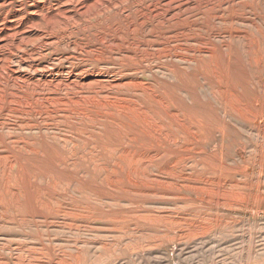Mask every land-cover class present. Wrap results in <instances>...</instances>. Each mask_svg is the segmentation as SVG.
<instances>
[{
  "label": "rangeland",
  "instance_id": "1",
  "mask_svg": "<svg viewBox=\"0 0 264 264\" xmlns=\"http://www.w3.org/2000/svg\"><path fill=\"white\" fill-rule=\"evenodd\" d=\"M67 1L0 0V29L16 34L0 36V90L15 91L9 76L37 88L71 85L68 95L52 94L140 106L164 135L124 113L114 112V122L74 121L7 114L3 105L0 159L14 160L11 183L18 160L29 175L40 168L46 175L31 180L21 205L0 190V264H25L23 255L46 264H264V0H123L48 28L47 14L83 4ZM215 92L233 94L242 112ZM124 132L138 145H127ZM157 143L158 155L142 159ZM93 144L124 146L132 157ZM98 164L116 171L119 189L105 185ZM134 167L156 182L131 177ZM205 186L221 187L227 202Z\"/></svg>",
  "mask_w": 264,
  "mask_h": 264
},
{
  "label": "bare ground",
  "instance_id": "2",
  "mask_svg": "<svg viewBox=\"0 0 264 264\" xmlns=\"http://www.w3.org/2000/svg\"><path fill=\"white\" fill-rule=\"evenodd\" d=\"M76 2H78V0H68L67 4H72V3H76ZM122 2H123V0H90V1L89 0L88 1L83 0V4H81V5L77 4L78 6H80V8L78 6H74V7H72V8H74L73 10H70V9L57 10V13L47 14L42 22H44L48 28H54V27L62 25V24H68L72 20L76 19V16L88 17L91 14L106 11V10L110 9V7H113V6H115L119 3H122ZM74 13H75V15H74ZM28 19H30V18H28ZM0 31H1V29H0ZM0 36H3V39L6 42L10 38H13L14 36L16 37V34L13 32H10V30H5V31L0 32ZM0 39H1V37H0ZM20 40H21V38H20ZM79 46H81V44H79ZM95 47H97L96 44H95ZM202 52H204V51L202 50ZM1 62H3V61H1ZM214 74H215V77L217 79L221 80V76L219 75V73H214ZM222 79H223V77H222ZM47 80H49V79L47 78ZM6 81L7 82L10 81V83H12L11 87H13V89H15V91H12L8 94L7 93L3 94V92L0 90V109L3 108V105L6 106L7 109L5 112L7 114L21 115V116H27L31 113H34L36 116L56 115V116H59L63 119H73L74 121H82V120H89V119L94 120V119H97L99 117L100 118L103 117V118H106L107 120H111L112 122H114L115 121L114 112H118V113L129 114L131 116V118H130L131 121L142 122L144 124V126L149 129V133L151 135H153V136L164 135L161 128L158 125H156L155 122L151 121L150 117L148 116V113L146 111H144L145 109H142L140 106L129 105L126 103H121L119 101H114V100H111L110 98H108L106 96L101 101H98L97 97H94V98L89 99V100L78 99V98H77V100H73L71 98H67V100H66V98L65 99L59 98V97H56L52 93H60V92L66 91V95H68L69 92H71L72 90H75L77 88V87H73L71 85H65V84L60 83V82H59L60 84H40V86L37 88V87L32 86V84H30L28 82V80L24 81V80H20L18 78L16 79L12 76H9L8 78H6ZM4 85H6V84H4ZM134 87L137 90V92H141L143 94H149V96L151 97L152 100L156 101L163 109H166L167 102L163 101L161 98H158L155 94L150 93V91L147 88L137 87V86H134ZM38 92H40V94H38ZM43 93H46L45 96H43ZM213 94H214L213 96L215 98L221 97L225 103L227 102V104H226L228 106L227 108L230 109L231 111L236 112L238 114L242 112L241 109L236 104L231 102L230 99L234 96L233 94L227 93V92H225L224 94L221 92H215ZM40 103L43 104L42 105L43 108L37 110V108H35L34 106L38 105ZM86 103H94L95 105L99 106L101 108V110H87V109L82 108V105L86 104ZM72 104L75 106L74 108H72L73 107ZM252 116L253 117L257 116V114L252 113ZM171 117L177 123L181 124L180 121H178L177 116L173 115ZM185 131L188 132L191 136L197 138L196 133L193 132L192 129H185ZM259 131L261 133H263L264 132V126L260 127ZM144 133H146V132H144ZM124 135L128 139L127 145H131V146H137L138 145L135 134H129L127 132H124ZM165 137H167V135ZM67 140H70V138ZM93 146H94L93 147L94 150H96V151L97 150H104V151H109V152H116V151L120 152L121 153L120 160H122V161H128V159H130V157H132L129 149H126L124 146L122 149H118V150L115 148H112L111 146H108V145L104 147V145L103 146H97V145L93 144ZM158 147H160L159 143L153 145L151 148L145 149V152L142 155V157H143L142 159L147 161L152 157L153 158L156 157L158 155L157 154L158 150H159ZM24 149L27 150L28 152H30V150H32L30 147H28L26 145L24 146ZM32 152H34V151L32 150ZM35 154L40 156L41 158H43V163H46L47 158H44L45 156L42 152H35ZM129 161H131V160H129ZM13 163H14V160H12L10 158L9 159L7 158L6 160L0 159V190L9 193V198L13 204L21 205L19 201L22 198H25V196H26L25 192L32 188L33 182H31V180H39L40 181L44 177V175H46V172L43 168H40V169H38V173L36 171V173L33 176H31L27 172V168H26L25 164L23 162H21L20 160H18L19 169L15 174L16 181H14L15 185H13L11 183V177H10V173H11L10 170L12 169ZM117 166L119 169H121L119 164ZM96 168L107 172L108 179L105 183V185H107V187L112 188V189H119L121 187L122 181H119L118 179H115L114 177H112V175L116 174V171L110 172L108 170V168L103 164H98L96 166ZM169 169H170V171H173V167H169ZM129 173H130V176L133 177L134 179L143 180V178H144V180H145L144 182H146V183L156 182L155 179L151 180L150 178L147 181L146 176L142 173V171L138 167L132 168ZM133 184L135 185V183H133ZM157 184H160V183H157ZM33 186H34V184H33ZM202 190L205 191L207 194H212L213 192L217 193L220 201L227 202V200L224 198L226 193L221 187H219L216 191H213L209 187L205 186L202 188ZM0 197H1V195H0ZM221 197H223V199ZM39 202L40 201H37L38 204H39ZM64 216L67 217L69 215L66 213H63V218H65ZM19 220L24 224H26L28 221L27 218H20ZM65 222H66V218L63 222V225H65ZM191 226H192V224H191ZM96 232H98V231H96ZM131 233H132V231H131ZM139 233H140V231H139ZM36 259L37 258H34L33 256H30V255H23L21 261H22V263H25V264H36V262L37 263L42 262L41 264H46L44 262L45 258H43L40 262L37 261ZM58 261H61L63 263V261L60 260V258Z\"/></svg>",
  "mask_w": 264,
  "mask_h": 264
}]
</instances>
